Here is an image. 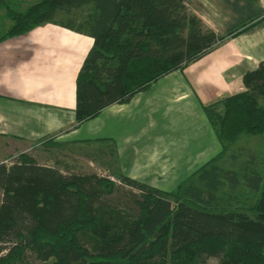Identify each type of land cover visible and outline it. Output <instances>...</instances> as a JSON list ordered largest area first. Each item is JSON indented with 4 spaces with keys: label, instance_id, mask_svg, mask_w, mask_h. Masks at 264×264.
I'll list each match as a JSON object with an SVG mask.
<instances>
[{
    "label": "trees",
    "instance_id": "obj_1",
    "mask_svg": "<svg viewBox=\"0 0 264 264\" xmlns=\"http://www.w3.org/2000/svg\"><path fill=\"white\" fill-rule=\"evenodd\" d=\"M86 7L92 11L83 21L70 18ZM7 9L13 25L2 39L45 23L93 39L76 82L78 124L130 103L239 33L219 35L183 0H38L24 11ZM60 15L69 19L60 21ZM244 83L246 92L215 105L222 104V112L214 105L205 109L225 143L264 133V63ZM198 182L175 199L129 177L117 184L96 174L67 176L27 156L1 163L0 264H30L29 254L40 264H196L203 256V264L209 258L264 264V176L253 172L241 179L210 162ZM242 182L259 194L253 217L210 209L222 188ZM126 188L132 203L120 199Z\"/></svg>",
    "mask_w": 264,
    "mask_h": 264
},
{
    "label": "crops",
    "instance_id": "obj_2",
    "mask_svg": "<svg viewBox=\"0 0 264 264\" xmlns=\"http://www.w3.org/2000/svg\"><path fill=\"white\" fill-rule=\"evenodd\" d=\"M183 1L219 35L232 30L239 33L183 71L166 75L147 92L136 94L130 103L114 104L78 124L76 82L93 39L54 23L2 39L13 21L6 13L8 3L0 0L2 158L24 153L30 145L55 143L63 138L93 144L95 140H113L131 133L134 139H143L142 129L156 130V124L160 128L154 137L164 144H188L191 139L205 142L216 137L206 107L246 92L245 75L264 63V0ZM173 103L182 105L176 121L168 114ZM191 103L195 106H189ZM217 108L223 111L222 104ZM189 127L196 129L195 135L187 130ZM203 130L207 132L205 139L201 137ZM166 149L173 153L172 147ZM185 152L186 148L182 149L178 157Z\"/></svg>",
    "mask_w": 264,
    "mask_h": 264
},
{
    "label": "rangeland",
    "instance_id": "obj_3",
    "mask_svg": "<svg viewBox=\"0 0 264 264\" xmlns=\"http://www.w3.org/2000/svg\"><path fill=\"white\" fill-rule=\"evenodd\" d=\"M5 1L8 3V5L6 4L8 7L24 11L38 0ZM7 6L6 13L8 14ZM91 11L90 7H86L75 12L70 18L80 22ZM58 19L67 21L69 17L60 15ZM189 106L195 105L191 103ZM211 106L213 105L206 108L208 109ZM181 107L182 105L177 103H173L170 107L168 114L173 115L174 121H176L177 113ZM214 107L218 112H222L217 106L214 105ZM191 115L195 114L191 113ZM155 127L158 130L160 128L157 124ZM156 130L142 129L141 137H144L143 139H140V136L134 139L131 133H125L113 140L104 139V142L101 139L95 140L93 144L73 143L63 138L55 142L56 144L45 142L30 145L24 153H18L14 157L2 158V155H0V164L4 163L10 166L19 162L21 157L27 156L40 165L57 168L67 176L96 174L99 177H107L117 184L121 183L123 177H129L150 187L170 193L175 199L181 188L188 187L190 184L200 186L198 182L199 170L210 162L226 170L235 171L241 179L246 173L253 172L264 176V133L259 135L241 134L235 141L225 143L219 138L213 127L217 138L215 136L207 138L205 142H194V139H191L188 144L179 145L174 143L170 145L156 140L154 137L158 132ZM187 130L191 135H195L196 129L194 127H189ZM173 131L175 134L178 133L176 127L173 128ZM206 134L207 132L204 131L201 137L203 138ZM170 147L173 149L172 154H169L168 149H166ZM185 148L186 152L183 157H178L181 155L180 151L185 150ZM171 156L172 158H170ZM126 189L129 192L127 195L120 193V199L122 202L130 201L132 203L134 200L130 192L132 190ZM216 196L218 199L210 208L212 211L239 212L250 217L255 215L254 209L259 194L251 191L244 182L236 189L225 186ZM2 198L3 192L0 190V209ZM217 244L213 243L212 245ZM229 249H226L227 252ZM227 255H229V252ZM203 257L197 260L196 264H203L205 260ZM29 263L40 264L31 254H29ZM206 264H220V260L209 258L206 260Z\"/></svg>",
    "mask_w": 264,
    "mask_h": 264
}]
</instances>
